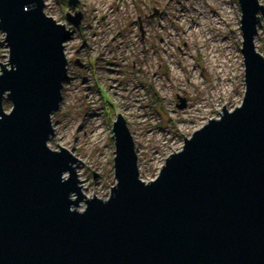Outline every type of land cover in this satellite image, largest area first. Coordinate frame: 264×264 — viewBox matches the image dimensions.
Wrapping results in <instances>:
<instances>
[{"label": "water", "instance_id": "water-1", "mask_svg": "<svg viewBox=\"0 0 264 264\" xmlns=\"http://www.w3.org/2000/svg\"><path fill=\"white\" fill-rule=\"evenodd\" d=\"M237 4L241 103L182 136L149 183L115 114V185L103 201L80 192V161L47 148L70 30L43 13L42 0H0L8 53L0 64V264H264V56L253 43L264 5ZM64 18L77 26L79 12Z\"/></svg>", "mask_w": 264, "mask_h": 264}, {"label": "rangeland", "instance_id": "rangeland-1", "mask_svg": "<svg viewBox=\"0 0 264 264\" xmlns=\"http://www.w3.org/2000/svg\"><path fill=\"white\" fill-rule=\"evenodd\" d=\"M224 1L226 15L206 0H77L74 7L42 0L43 13L70 30L63 46L67 79L50 114L47 148L62 147L81 162L75 171L83 196L105 201L115 185V114L132 138L138 177L149 183L183 137L218 118L222 105L232 111L241 103L240 11L237 0ZM76 11L80 20L73 26L64 13ZM260 21L253 43L264 56ZM195 25L200 32L189 34ZM3 37L0 32V64L8 57ZM1 108L11 109L4 96ZM84 207L80 202L77 210Z\"/></svg>", "mask_w": 264, "mask_h": 264}, {"label": "bare ground", "instance_id": "bare-ground-1", "mask_svg": "<svg viewBox=\"0 0 264 264\" xmlns=\"http://www.w3.org/2000/svg\"><path fill=\"white\" fill-rule=\"evenodd\" d=\"M206 2L209 6L217 9V11L221 13V15L227 14L226 13L227 5H226L224 0H206ZM200 9H201V7H199V6H196V8H195V10L199 11L201 18L205 19V13H203V11H201ZM187 30H188L189 34H191V35L192 34L197 35L200 32L199 28H197V25L194 26V29L187 27Z\"/></svg>", "mask_w": 264, "mask_h": 264}, {"label": "clouds", "instance_id": "clouds-1", "mask_svg": "<svg viewBox=\"0 0 264 264\" xmlns=\"http://www.w3.org/2000/svg\"><path fill=\"white\" fill-rule=\"evenodd\" d=\"M27 10V9H26ZM74 209L73 208H70V211H73Z\"/></svg>", "mask_w": 264, "mask_h": 264}]
</instances>
